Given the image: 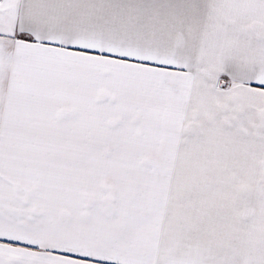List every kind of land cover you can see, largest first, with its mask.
<instances>
[{
	"label": "snow or ice",
	"instance_id": "obj_1",
	"mask_svg": "<svg viewBox=\"0 0 264 264\" xmlns=\"http://www.w3.org/2000/svg\"><path fill=\"white\" fill-rule=\"evenodd\" d=\"M0 264H264V0H0Z\"/></svg>",
	"mask_w": 264,
	"mask_h": 264
}]
</instances>
